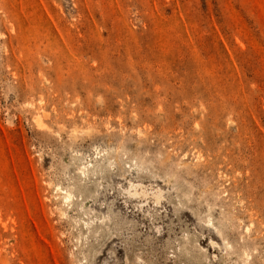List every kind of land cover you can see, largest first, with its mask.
Wrapping results in <instances>:
<instances>
[{
	"label": "rangeland",
	"instance_id": "374dc122",
	"mask_svg": "<svg viewBox=\"0 0 264 264\" xmlns=\"http://www.w3.org/2000/svg\"><path fill=\"white\" fill-rule=\"evenodd\" d=\"M0 264H264V0H0Z\"/></svg>",
	"mask_w": 264,
	"mask_h": 264
},
{
	"label": "bare ground",
	"instance_id": "6f19581e",
	"mask_svg": "<svg viewBox=\"0 0 264 264\" xmlns=\"http://www.w3.org/2000/svg\"><path fill=\"white\" fill-rule=\"evenodd\" d=\"M39 123V122H38ZM41 123V122H40ZM41 128V127H40ZM143 186V185H142ZM144 188V187H143ZM141 193H142V191H141ZM69 197H70V195H68ZM140 196H142V194L140 195ZM143 196H145L144 195V193H143ZM148 196V195H147ZM67 199V198H66ZM70 199V198H69Z\"/></svg>",
	"mask_w": 264,
	"mask_h": 264
}]
</instances>
